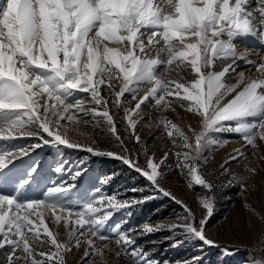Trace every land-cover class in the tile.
I'll list each match as a JSON object with an SVG mask.
<instances>
[{"label": "snow or ice", "instance_id": "1", "mask_svg": "<svg viewBox=\"0 0 264 264\" xmlns=\"http://www.w3.org/2000/svg\"><path fill=\"white\" fill-rule=\"evenodd\" d=\"M248 37L264 45V0H0L4 264H68L73 248L81 246H85L81 264H106L113 243L118 249L115 255L127 256L132 264H160L137 245L136 237L163 230L172 233L165 239H171L174 247L184 242L177 236L220 247L206 234L216 186L203 169L209 162L205 153L229 141L211 134H240L253 149L257 139L264 141V53L250 59L252 53L241 52L235 43ZM238 61L250 65L249 73L254 68L257 75L237 72ZM128 96L134 102L131 106ZM151 101L162 112L175 111L174 105H179L199 121V128L189 124L185 131L162 116L157 127L165 130L172 149L160 157L149 152L137 130L143 106ZM121 111L125 135L117 126ZM81 125L93 131H81ZM93 132L112 139L119 151L100 149ZM16 138H36L41 143L11 150ZM128 141L140 145L139 150L130 148ZM42 144L118 159L146 179L153 195L120 199L118 193L96 189L80 197L75 181L83 171H78L71 183L46 182L40 198L24 197L39 165L33 163L22 173L17 165ZM172 157L190 188L206 190L197 197L204 209L199 218L164 185V169L172 168L167 163ZM240 158H246L245 153L236 149L221 164V174L231 175L228 163ZM61 170L62 166L56 168ZM246 171L255 175L257 169L246 167ZM245 180L233 176L227 186L238 184L243 193ZM156 194L182 207L183 214L175 222H146L139 229H122L120 223L109 227L115 213L156 199ZM45 214L53 225L66 230L68 239L61 241L54 235ZM106 228L109 235L104 234ZM222 251L230 256L240 249ZM176 264H200V257ZM252 264H264V259H253Z\"/></svg>", "mask_w": 264, "mask_h": 264}, {"label": "rangeland", "instance_id": "2", "mask_svg": "<svg viewBox=\"0 0 264 264\" xmlns=\"http://www.w3.org/2000/svg\"><path fill=\"white\" fill-rule=\"evenodd\" d=\"M129 98L130 96H128ZM128 103L131 106L134 102L128 100ZM144 109L147 110L146 107H143ZM175 109L176 111L180 110V117L174 119L168 110L166 111L167 119L177 123L185 131L189 124L199 128L198 119L191 113L185 109L182 111L179 105H175ZM122 115L121 111L118 115L117 126L121 135H125L124 123L119 120ZM158 115L157 111H153L151 119L147 117V122L142 120L137 125L144 145L150 153H155L156 157H160L165 151L172 149L171 141L167 138L165 130L162 127L157 128L155 125L153 119L156 120ZM182 116H185L186 119ZM85 119L91 120L90 117ZM81 131L92 132L93 130L89 126L81 125ZM93 135L100 149L119 151L115 142L106 135L98 132H93ZM211 135L215 139L229 141L223 147H214L205 153L209 162L203 169L207 178L216 186L214 213L206 225V234L220 247H210L199 240H185L183 236L176 237L184 242L174 247L171 239H165L172 236V233L167 230L144 236L138 235L136 237L137 245L143 246L144 250L150 253V258L159 261L160 264H163L165 260L170 264H176L177 261H190L193 257H200V264H252L253 259H264V243H262V239H264V159H261L264 157V141L257 139V148L253 149L251 146L245 145L240 134L219 132ZM37 143H41V141L36 138H16L11 141L10 147L11 150H15L19 146L27 147ZM128 143L130 148L139 150L140 145L134 141H128ZM236 149L243 151L246 158L230 161L227 167L230 169L231 175H222L221 164L230 155H234ZM50 158L53 159L50 163H55L57 167L62 166V170L56 172L57 174L54 173L55 175L46 181L49 185L51 182L71 183L73 175L78 171H83V174L75 181L77 184L76 194L80 197L86 198V194H90L96 189H100L108 195L118 193L120 199L153 195L148 190L149 184L146 179L118 159L93 155L87 151L63 145L56 147L42 144L41 147L29 151L26 157L21 158L23 163L17 165L21 173L33 163L39 165L37 174L32 177L31 188H26L23 193L24 197L40 198V193L45 188L46 182L40 180L39 177ZM141 163H143V157H141ZM167 163L171 164L172 168L165 167L164 169L166 172L165 187L195 210L199 218L204 214V209L197 203V197L204 195L206 190L199 186L191 188L188 186L186 178L181 176L175 168V157L170 158ZM246 167L256 168V174L253 175L246 171ZM233 176L246 177L247 191L242 193L239 185L235 183L232 186H227ZM133 188H144L146 191L134 193L131 191ZM5 191L11 193V189H5ZM156 195L158 198L145 204L115 213L109 227L120 223L122 229H139L146 222L151 224L175 222L176 217L183 214L182 207L169 198ZM40 211L44 210L40 209ZM45 222L59 240L68 239L66 230L62 226L53 225L47 214H45ZM104 234L109 235V229L106 228ZM98 243L102 242L98 241ZM84 247L73 248L67 257L68 264H81ZM225 247L239 248L240 251L234 255L226 256L222 251ZM117 251L115 244H111L110 251L105 256L106 264H132L125 255L117 257L115 255ZM6 254L7 249L0 250V264H4L6 261Z\"/></svg>", "mask_w": 264, "mask_h": 264}, {"label": "bare ground", "instance_id": "3", "mask_svg": "<svg viewBox=\"0 0 264 264\" xmlns=\"http://www.w3.org/2000/svg\"><path fill=\"white\" fill-rule=\"evenodd\" d=\"M235 43L237 45V48L241 52L244 51L245 49H248L249 52L252 53V55H250V57H249L250 59H256L255 53H257V52L264 53V45L260 44L259 41L254 39V38L248 37V38H245V39H237L235 41ZM238 64H239V67L237 68V72L243 70L246 73H249V69L251 68L250 65H247V64L243 63L242 61H238ZM249 74L251 76L257 75V73L255 72L254 68L251 69V73H249ZM80 95L81 96H86L87 94L81 93ZM139 95H143V90L139 93ZM128 100H129V102H133L132 99H131V96H130V98ZM143 107L147 108V110L146 109L143 110V121L144 122L148 121L147 117H149L150 119L153 117V111H157L159 113V115L156 117V120L153 119L155 121L156 127H157L159 121L161 120L162 116L166 117V112L159 111L157 109V106L155 105L154 101H151V102L147 103ZM174 107H175V105H174ZM183 110H184V108H182V111ZM169 111L171 112V115H172V117L174 119L177 118V117H180V115H181L180 114V110L176 111V109H175V111H172L171 109H169ZM182 117L184 119H186L185 116H182ZM157 128H160V127H157ZM52 161H53L52 158L48 159L49 163L47 165H45L44 171L41 173V175L39 174L40 175V177H39L40 180H42L44 182L49 181L50 177L55 175L54 173H56V172L58 173V171H56V168H57L56 164L55 163H50Z\"/></svg>", "mask_w": 264, "mask_h": 264}]
</instances>
